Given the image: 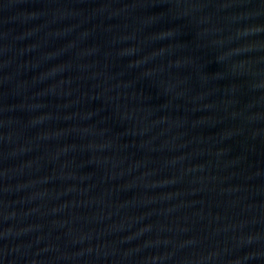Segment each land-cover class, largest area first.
I'll return each mask as SVG.
<instances>
[{
	"label": "water",
	"instance_id": "obj_1",
	"mask_svg": "<svg viewBox=\"0 0 264 264\" xmlns=\"http://www.w3.org/2000/svg\"><path fill=\"white\" fill-rule=\"evenodd\" d=\"M0 264H264V0H0Z\"/></svg>",
	"mask_w": 264,
	"mask_h": 264
}]
</instances>
